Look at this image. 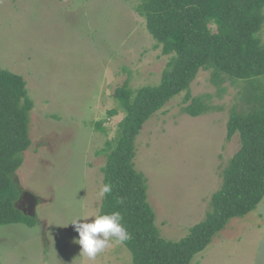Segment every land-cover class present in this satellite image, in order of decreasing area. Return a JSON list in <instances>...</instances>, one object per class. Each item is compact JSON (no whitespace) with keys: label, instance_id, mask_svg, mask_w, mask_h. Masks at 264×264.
<instances>
[{"label":"rangeland","instance_id":"1","mask_svg":"<svg viewBox=\"0 0 264 264\" xmlns=\"http://www.w3.org/2000/svg\"><path fill=\"white\" fill-rule=\"evenodd\" d=\"M138 3L0 0V68L23 77L33 102L31 146L16 172L17 207L37 219L31 228L0 226V264L132 263L129 250L115 242L95 261L82 260L70 223L76 217L91 222L100 208L101 150L117 138L124 119L116 88L126 80L132 90L157 85L169 59L136 13ZM259 39L264 46V24ZM253 81L200 70L188 92L205 105L204 114H186L190 102L181 93L143 125L133 163L163 239L179 241L210 211L239 149L237 134L226 139L229 116L248 110L254 86L264 87V78ZM191 264H264V198L231 220Z\"/></svg>","mask_w":264,"mask_h":264},{"label":"trees","instance_id":"2","mask_svg":"<svg viewBox=\"0 0 264 264\" xmlns=\"http://www.w3.org/2000/svg\"><path fill=\"white\" fill-rule=\"evenodd\" d=\"M135 11L169 59L157 85L132 90L126 80L115 90L124 119L117 138L101 150L103 185H111V192L102 198L99 210L122 214L131 235L122 244L131 254V264H191L231 220L254 211L264 198V87L254 86L246 98L248 110L231 112L226 139L237 134L239 149L222 172L210 211L179 241L163 239L155 226L145 179L134 168L135 140L151 116L181 93L190 102L186 114L198 117L206 112L202 101L188 92L200 70L249 83L264 78V46L259 39L264 0H139ZM32 109L23 77L0 68V226L37 224L35 216L17 207L22 189L16 172L31 146Z\"/></svg>","mask_w":264,"mask_h":264},{"label":"clouds","instance_id":"3","mask_svg":"<svg viewBox=\"0 0 264 264\" xmlns=\"http://www.w3.org/2000/svg\"><path fill=\"white\" fill-rule=\"evenodd\" d=\"M110 192L111 185L105 184L100 189V196L104 197ZM88 220L86 217H76L70 223L78 233V239H74L73 243L80 246L79 257L82 260L95 261L113 242L122 244L131 238L122 223L123 216L119 211L101 214L97 209L91 222H80Z\"/></svg>","mask_w":264,"mask_h":264}]
</instances>
